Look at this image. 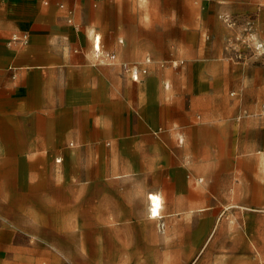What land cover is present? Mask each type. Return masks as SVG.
<instances>
[{
  "label": "crops",
  "instance_id": "0c3cea01",
  "mask_svg": "<svg viewBox=\"0 0 264 264\" xmlns=\"http://www.w3.org/2000/svg\"><path fill=\"white\" fill-rule=\"evenodd\" d=\"M199 1L0 0V264L178 262L196 196L247 163L264 198V63Z\"/></svg>",
  "mask_w": 264,
  "mask_h": 264
},
{
  "label": "rangeland",
  "instance_id": "374dc122",
  "mask_svg": "<svg viewBox=\"0 0 264 264\" xmlns=\"http://www.w3.org/2000/svg\"><path fill=\"white\" fill-rule=\"evenodd\" d=\"M142 1L152 3V0ZM166 1L181 16L191 14L186 3H200L199 0ZM216 4L211 0L210 12H205L204 22H195V27L208 26L213 37L207 41L217 47H228L237 60L257 58L264 63V0H225L221 3L225 7L221 16L216 15ZM178 40L183 42L186 38L178 37ZM244 105H251V101H244ZM238 168L243 174H231L234 179L226 177L221 181L224 192L212 190L214 197L209 202L196 196L194 215L179 216V229L172 231L173 240L174 234H178L179 261L158 264H264V198L252 189L256 184L250 181L249 164L243 163ZM243 175L247 181L241 180ZM191 243L193 256L183 261L189 249L187 244Z\"/></svg>",
  "mask_w": 264,
  "mask_h": 264
},
{
  "label": "built area",
  "instance_id": "2783aa9c",
  "mask_svg": "<svg viewBox=\"0 0 264 264\" xmlns=\"http://www.w3.org/2000/svg\"><path fill=\"white\" fill-rule=\"evenodd\" d=\"M12 41H13L14 43H19V44H21V45H26V44H28L29 37H28L27 34H21V35L16 34V35H13V37H12ZM96 42H97V38H96ZM95 51H96L97 53L100 52V47H99V44H97V43H96V45H95ZM112 58H113V57H112ZM125 68H126L127 71L132 72V78H133L135 81H137V80H138V72H137V70H134L133 67H127V66H126ZM150 198H151V197H150Z\"/></svg>",
  "mask_w": 264,
  "mask_h": 264
},
{
  "label": "bare ground",
  "instance_id": "6f19581e",
  "mask_svg": "<svg viewBox=\"0 0 264 264\" xmlns=\"http://www.w3.org/2000/svg\"><path fill=\"white\" fill-rule=\"evenodd\" d=\"M99 47H100V46H99ZM152 199H153V202L156 204V205H155V208H154V214H155L156 216H159V214H160L159 210H160V207H161L160 198L154 196Z\"/></svg>",
  "mask_w": 264,
  "mask_h": 264
}]
</instances>
